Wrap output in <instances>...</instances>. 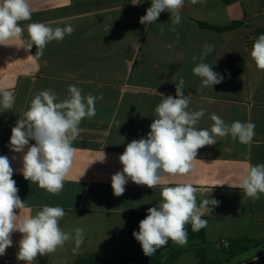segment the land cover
<instances>
[{"label": "crops", "instance_id": "crops-1", "mask_svg": "<svg viewBox=\"0 0 264 264\" xmlns=\"http://www.w3.org/2000/svg\"><path fill=\"white\" fill-rule=\"evenodd\" d=\"M132 2L28 0L32 15L30 20L20 22L23 35L0 44V89L10 90L15 96L12 109L0 106V155L9 158L17 195L26 204L24 209L15 210L16 214L19 219L34 216L47 205L62 207L64 221L96 219V215L101 221L104 216L111 219V213L127 219L131 212L147 213L148 208L158 206L163 187L191 183L198 189V206L205 198L219 201V206L202 216L207 221L205 243L187 242L189 245L182 249H206L207 242L214 246L218 241L221 257L215 264H264V243L249 244L247 251L235 256L224 254L233 239L264 238V196L253 200L239 188L249 165L264 164V71L257 69L250 56L255 30L264 27V0H200L197 4L184 0L181 23L175 26V32L170 30V12H162L153 24H141L151 0L135 5ZM198 21L215 27L236 26L218 32L201 28ZM33 22L53 28L71 25L74 32L62 41L49 42L43 55L37 56L35 45L27 48V25ZM206 45H212L213 51L203 62L224 77L212 87L202 86L201 78L192 71L200 61L193 62L191 57L199 56ZM180 78L185 81L184 95L191 93L188 110L204 109L197 129H210L214 123L211 114L215 113L228 125L234 121L254 123L252 141L243 144L230 135L217 137L215 144L198 149L189 174L162 177L155 188L129 180L124 193L115 196L111 177L122 171L119 156L128 143L147 138L157 118L156 106L167 96L176 98ZM69 85L81 89L83 96L102 98L96 101V115L80 122L79 134L72 142L76 152L71 169L63 190L53 194L24 178V153L11 150V130L24 119L35 95L50 89L62 101L69 96ZM34 144L29 140L24 151ZM103 152L105 161H95ZM68 233L75 235L72 230ZM11 239L12 245L0 256V264H26L17 260L22 234L13 232ZM103 245L84 234L78 252L73 250L74 240H69L53 258L71 253L75 260L88 255L101 257ZM183 256H190L188 264L197 263L193 252H184L175 264ZM40 258L32 264H50L47 256Z\"/></svg>", "mask_w": 264, "mask_h": 264}, {"label": "clouds", "instance_id": "clouds-1", "mask_svg": "<svg viewBox=\"0 0 264 264\" xmlns=\"http://www.w3.org/2000/svg\"><path fill=\"white\" fill-rule=\"evenodd\" d=\"M197 4L200 0H190ZM134 5L140 0H133ZM184 0H151V6L140 18L141 24H153L162 12L171 13L170 30L175 32L181 23L180 10ZM28 0H0V44L21 37L24 27L21 21L31 19ZM27 48L36 46L37 56H42L46 45L51 41H62L71 35L74 28L51 27L44 23L33 22L27 25ZM163 35V29H161ZM172 47L171 44L168 45ZM213 51L212 45H206L203 52L191 57L193 62H200L192 69L193 74L201 78L202 86L219 84L224 77L212 70L210 64L203 62ZM258 70L264 71V34L259 35L250 52ZM185 81L180 78L176 83V98L165 97L155 108L156 117L150 125L147 138L133 140L119 156L122 171L111 177V187L115 196H121L126 183L131 180L137 185L155 188L165 176H183L193 170L198 149L213 145L217 137L231 136L243 144L250 143L255 135L252 122L234 121L231 125L211 114L214 122L210 129H197L196 125L204 116V109L189 111L191 93L184 95ZM69 96L58 100L53 90H43L32 99L24 119L17 121L11 130L10 148L21 153L24 178L36 183L48 192L58 194L63 190L64 181L71 169L76 149L72 142L79 134V124L85 117L91 119L96 115L95 104L98 98L92 94L83 96L81 89L69 85ZM15 96L12 91L0 89V106L5 110L13 108ZM29 140L35 144L28 147ZM103 152L95 161L104 162ZM13 168L7 156L0 155V256L12 245L11 234L19 232L17 260L32 264L38 255H47L62 247L65 242L74 240L77 251L84 243V232L75 229V235L64 232L59 221L65 216L62 207L43 206L34 216L19 219L15 210L26 207L17 195L16 181L12 179ZM216 186V185H215ZM239 188L244 194L258 200L264 196V164L249 165L246 175L241 179ZM198 189L191 183H178L163 187L158 206L150 207L147 216L139 223V231L133 232L140 243L144 255L151 257L171 240L178 246H185L188 235L185 230L191 224L192 230L199 231L206 227L202 219L205 212L210 213L219 201L205 198L197 205Z\"/></svg>", "mask_w": 264, "mask_h": 264}, {"label": "trees", "instance_id": "trees-1", "mask_svg": "<svg viewBox=\"0 0 264 264\" xmlns=\"http://www.w3.org/2000/svg\"><path fill=\"white\" fill-rule=\"evenodd\" d=\"M225 3H231L234 0H223ZM198 25L204 29H211L218 32L231 30L236 24H231L224 27L211 26L205 22L198 21ZM264 34V27L255 30L254 42L256 38ZM148 213L144 212H131L127 215L126 226L130 241L134 247V251L131 254L108 258V257H97V256H80L72 264H175V262L180 258L184 252H193L197 258L196 264H215V261H210L207 256L206 249L204 247H195L184 251L182 249L176 248V244L169 240L168 244L164 246V249L158 250L154 255L148 257L144 255L140 243L134 238L133 232L139 231V223L141 220L145 219ZM205 219V217H202ZM206 220V219H205ZM185 230L188 235L189 243L204 244L206 241V228H202L199 231H193L191 224L185 226ZM264 243V238L257 240L250 239H233L224 248V254L227 256H235L237 254L243 253L249 249V244L259 246Z\"/></svg>", "mask_w": 264, "mask_h": 264}, {"label": "rangeland", "instance_id": "rangeland-1", "mask_svg": "<svg viewBox=\"0 0 264 264\" xmlns=\"http://www.w3.org/2000/svg\"><path fill=\"white\" fill-rule=\"evenodd\" d=\"M109 215L112 216L111 219H105L104 216L101 221L99 219L100 216L97 215L96 217L98 218L96 219L85 218L84 220V218H71L67 219V221L61 220L59 221V226L66 233H68L70 230L75 232L76 228H81L83 229L84 234L88 235L91 240L98 241L101 244L104 243L102 248L103 250H101V252L99 253L101 257L115 258L133 253L134 247L130 241V237L128 234L126 217L120 214L113 213ZM187 245H189V243H187L185 246H178V248L182 249ZM205 247L206 250H208L207 256L210 261L219 260L221 256L219 254V251L217 250L220 249L222 245L218 241L214 246L210 245V243L207 242V245ZM58 248L56 249V251L58 250ZM76 252H78V250ZM55 254L56 253L53 252L45 255L47 256V260L50 259V264H72L75 261V259L73 258L74 254L72 253L66 256L60 254L53 258ZM187 257L190 256H183L179 260V262H177V264H188ZM36 259L40 261V255H38ZM37 264L41 263L37 262Z\"/></svg>", "mask_w": 264, "mask_h": 264}]
</instances>
